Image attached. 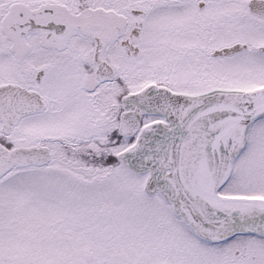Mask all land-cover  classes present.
<instances>
[{
    "label": "snow or ice",
    "instance_id": "1",
    "mask_svg": "<svg viewBox=\"0 0 264 264\" xmlns=\"http://www.w3.org/2000/svg\"><path fill=\"white\" fill-rule=\"evenodd\" d=\"M0 264H264V0H0Z\"/></svg>",
    "mask_w": 264,
    "mask_h": 264
}]
</instances>
